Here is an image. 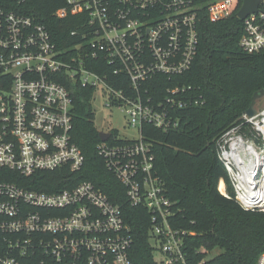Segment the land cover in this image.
<instances>
[{
    "label": "built area",
    "instance_id": "built-area-1",
    "mask_svg": "<svg viewBox=\"0 0 264 264\" xmlns=\"http://www.w3.org/2000/svg\"><path fill=\"white\" fill-rule=\"evenodd\" d=\"M26 1L0 0V167L25 178L80 173L86 157L73 137L75 88L93 90L91 103L100 93L107 108L122 109L127 127L140 132L138 140L105 132L111 136L97 150L126 188L127 202L150 212L153 247L163 256L157 263L193 264L184 251L188 233L170 223L173 203L142 128L176 129L172 112L202 104L186 97L191 87L167 88L164 101L146 87L158 76L190 71L200 8L191 0H66L54 16L77 19L71 33L77 40L60 47L45 25L22 13ZM233 10L234 0L207 4L215 20ZM243 22L242 50L264 51V0ZM94 60L108 64L109 76L88 68ZM121 74L134 94L115 87ZM242 120L221 136L218 156L241 208L264 213V110ZM133 244L122 206L91 181L55 192L0 182V264H134ZM257 264H264V252Z\"/></svg>",
    "mask_w": 264,
    "mask_h": 264
},
{
    "label": "trees",
    "instance_id": "trees-1",
    "mask_svg": "<svg viewBox=\"0 0 264 264\" xmlns=\"http://www.w3.org/2000/svg\"><path fill=\"white\" fill-rule=\"evenodd\" d=\"M191 1L200 8L199 46L192 68L181 77L158 76L146 87L157 101H164L167 88L191 87L186 97L199 98L202 104L172 112L179 126L168 132L144 124L143 138L154 155L156 175L162 179L166 195L173 203L170 223L188 233L184 246L188 261L198 264L206 259L199 254L203 248L216 253L206 264H257L264 252V213L241 208L218 157V144L225 131L243 123L253 95L264 89V51L249 54L240 47L244 22L238 18V11L244 0H234L232 13L219 20L211 18L207 11V4L215 0ZM65 3L66 0H27L21 11L45 25L56 43L64 47L77 40L71 36L77 19L60 20L54 16ZM90 63L87 62L88 68L109 76L106 62ZM108 80L112 82L109 77ZM114 85L134 94L123 74ZM92 96L90 88H75L73 137L86 157L80 173L44 172L25 178L0 167V182L41 192L69 189L81 181L93 182L111 202L122 206L124 218L133 231V263L158 264L150 212L127 202L126 188L98 154L97 147L102 141L94 124ZM113 135L119 136V132L114 130Z\"/></svg>",
    "mask_w": 264,
    "mask_h": 264
},
{
    "label": "rangeland",
    "instance_id": "rangeland-1",
    "mask_svg": "<svg viewBox=\"0 0 264 264\" xmlns=\"http://www.w3.org/2000/svg\"><path fill=\"white\" fill-rule=\"evenodd\" d=\"M105 104L106 100L102 98L100 93L95 96L92 102V109L95 115L94 124L97 130L99 132L117 130L122 138L138 140L140 138V132L137 129L127 127L124 111L118 108H107ZM257 109L260 111L264 110V98L258 101ZM201 250L204 252L203 254L206 256V259H212L216 255V253H210L203 248ZM155 259L159 263L163 262L162 254L155 253Z\"/></svg>",
    "mask_w": 264,
    "mask_h": 264
},
{
    "label": "water",
    "instance_id": "water-1",
    "mask_svg": "<svg viewBox=\"0 0 264 264\" xmlns=\"http://www.w3.org/2000/svg\"><path fill=\"white\" fill-rule=\"evenodd\" d=\"M260 0H244L243 7L238 12V18L243 21L245 20L250 14L256 13L259 10ZM264 98V89L255 92L252 98V103L249 109L246 111V115L250 118L255 117L258 114L256 109V105L259 100ZM110 133L99 132V137L101 141L105 142L110 138Z\"/></svg>",
    "mask_w": 264,
    "mask_h": 264
}]
</instances>
